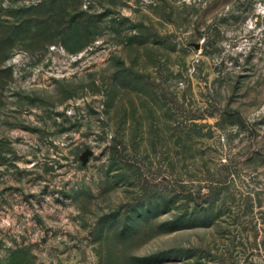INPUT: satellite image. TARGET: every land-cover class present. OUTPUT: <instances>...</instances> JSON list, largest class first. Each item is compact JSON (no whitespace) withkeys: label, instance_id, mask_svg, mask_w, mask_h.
<instances>
[{"label":"rangeland","instance_id":"1","mask_svg":"<svg viewBox=\"0 0 264 264\" xmlns=\"http://www.w3.org/2000/svg\"><path fill=\"white\" fill-rule=\"evenodd\" d=\"M0 264H264V0H0Z\"/></svg>","mask_w":264,"mask_h":264},{"label":"trees","instance_id":"2","mask_svg":"<svg viewBox=\"0 0 264 264\" xmlns=\"http://www.w3.org/2000/svg\"><path fill=\"white\" fill-rule=\"evenodd\" d=\"M38 6H40V2L31 5L30 7H26V10L35 9ZM198 37L204 40V47L208 45L210 35L208 36L207 32H200ZM122 61H124L123 58ZM129 73L138 76L136 73ZM139 77L141 76L139 75ZM180 126H182V124L173 127V129ZM106 146L108 147L107 157L111 163L110 168L113 171H118L120 169L118 168V157L124 155V153L127 151V147L122 140H117V137L115 136L110 139ZM151 187V189H147V193L143 196V199H148V206L142 207V213L140 216H142L143 212L145 211L147 213H151L157 212L160 209H163L165 211L164 213L171 212L165 224H162L165 226V232L172 233L178 230L189 228V226L196 225L200 222L206 223V214H202L201 209H204L205 211L214 210V204L211 201L204 205L203 208H201L202 204H194L195 200L197 199V193L192 190L183 192L182 182L180 181H176L175 184L171 186L168 183V186L163 188H158L157 185ZM179 188L181 189L179 190ZM181 201H190L194 205L188 208L186 205L180 204ZM177 203H179L177 208H174ZM239 223L241 222L238 221V218L233 219L232 222L230 221V224L234 225L235 227H239ZM247 225L248 222H246V232H250L251 230L255 231L256 234L258 233L259 229L255 227L256 225L252 226L251 228H247Z\"/></svg>","mask_w":264,"mask_h":264},{"label":"water","instance_id":"3","mask_svg":"<svg viewBox=\"0 0 264 264\" xmlns=\"http://www.w3.org/2000/svg\"><path fill=\"white\" fill-rule=\"evenodd\" d=\"M195 48L196 49H199L200 48V45L199 44H196L195 45ZM93 152L89 149L85 150L82 155L80 156V160L82 162V165H85L88 163V160L90 158V156H92Z\"/></svg>","mask_w":264,"mask_h":264}]
</instances>
